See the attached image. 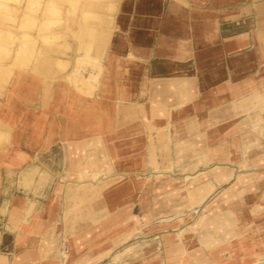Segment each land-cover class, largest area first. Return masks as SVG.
Segmentation results:
<instances>
[{
  "label": "crops",
  "instance_id": "1",
  "mask_svg": "<svg viewBox=\"0 0 264 264\" xmlns=\"http://www.w3.org/2000/svg\"><path fill=\"white\" fill-rule=\"evenodd\" d=\"M141 2H154L159 8L154 14H137L138 24L132 26L131 17L134 20L135 15L130 16L127 8L131 3L133 7L142 5ZM118 9L110 51L117 36L122 37L117 56L144 40L130 42L126 35L131 30L143 37L151 34L153 49L164 54L163 63L154 60V76L158 77L155 81L185 84L184 94L170 92L184 101L176 98L160 103L163 115L154 119L153 129H185L188 131L185 145L192 146L194 118L208 127L210 113L228 101L232 116H220L216 122L231 119L236 123L247 111L252 114L259 107L263 111L253 92L244 107L234 106L233 99L226 97L217 105L196 108L195 95L198 100L204 98L206 88L201 87L195 94L193 83L208 81L205 69L210 64L209 53L216 49L222 51L218 63L226 69L225 80L264 83V0H119ZM147 21L150 25L153 23L149 29L145 25ZM211 34L217 35L216 40L210 38ZM238 36L242 37L241 44L231 47L229 39ZM150 43L142 49H149ZM196 50L200 52L195 54ZM118 60L123 67L121 82L129 79L127 75L138 80L139 67L146 61L123 56ZM158 64L174 66L175 75L168 78L165 70L159 73ZM242 67L247 70L241 73ZM116 77L107 82L118 81ZM42 81H45V109H27L25 115L35 114L28 120L22 117L18 104L11 102L20 98L14 85L20 82L32 86ZM10 84L0 103V122L10 134L0 152L3 172L0 264H99L103 259H107L105 264H116L115 256L122 261L128 258L129 249L123 245L133 232L130 226L145 225L144 220L140 222L134 216L145 215L151 209L145 202V164H158V146L153 143L154 136H146L145 130L138 128L137 132H131L128 128L134 119H117L115 108L125 110V114L135 112L137 122L143 126L144 106L116 107L111 103L104 108L105 116H99L98 92L90 95L81 92L68 81L66 74L56 70L45 79L18 71ZM138 93L133 96H140ZM163 135L160 132L157 139L162 140ZM115 164H120L123 171H116ZM115 176L116 182H99ZM191 195L189 192L180 209L192 205V200L188 201ZM155 204L158 202L153 209H160ZM153 215V219L161 217V214Z\"/></svg>",
  "mask_w": 264,
  "mask_h": 264
},
{
  "label": "rangeland",
  "instance_id": "2",
  "mask_svg": "<svg viewBox=\"0 0 264 264\" xmlns=\"http://www.w3.org/2000/svg\"><path fill=\"white\" fill-rule=\"evenodd\" d=\"M118 3L119 0H0V103L5 99L16 72L25 71L45 79L56 70L66 74L68 81L81 92L88 95L98 92L96 107L99 116H105L104 108L111 103L116 107L144 106L147 122L143 126L137 122L135 112L125 114V110L115 108L117 119H134L128 128L131 132H137L138 128L145 130L146 136H154L153 143L158 146V166L154 162L145 164V202L151 209L146 210L145 215L134 216L140 218V222L144 220L145 225L130 226L133 232L123 245L129 249L130 256L123 261L115 256L116 264H157L158 261L162 264L264 263V90L262 97H257L253 88L225 80L226 69L218 63L222 51L216 49L209 53L210 64L205 69L208 81L193 83L195 94L201 87L206 88L204 98L198 100L195 95L194 107L217 105L226 97L233 99L234 106L244 107L253 92L263 111L260 107L252 114L247 111L238 117L236 123L231 119L216 122L220 116H232L228 101L210 113V119L215 122L210 120L208 127L194 118L192 146L185 145L188 132L185 129L156 131L151 124L163 115V100H176L174 93L184 94L185 84L155 81L158 77L154 76V60L163 63L164 54L153 49L151 34L143 37V34L131 30L126 35L130 42L140 38L144 40L124 55L117 56L122 46V37L117 36L110 51ZM158 8L154 2H143L135 7L131 3L127 8L130 16L135 15L134 20L131 17V25L138 24L137 14H154ZM139 10L142 13H138ZM146 18L148 16L141 21ZM148 21L145 22L149 25L147 29L153 24H148ZM210 38L216 40L217 35L211 34ZM229 41V45L235 47L241 44L242 37ZM149 43L152 48L142 49ZM121 56L133 61H146L139 67L138 80L136 76L127 75L125 77L130 80L121 82L123 67L118 60ZM107 63L111 65L107 66ZM242 69L244 72L247 70L245 67ZM157 70L159 73L165 70L168 78L175 75L174 66L158 64ZM113 77L118 81L107 82ZM222 81L231 85L230 96L223 97L220 89L213 90V86ZM14 89L20 98L11 102L18 104L22 117L29 120L35 116L31 112L25 115L27 109H45V81L32 86L15 83ZM138 92L140 96H133ZM177 99L184 101L181 97ZM197 100L202 103L198 104ZM160 132L166 134L162 140L157 139ZM9 135L0 122V152ZM115 165L116 171H123L120 164ZM100 181L116 182L118 178L107 177ZM2 183L0 162V189ZM189 192L192 195L188 201L192 200V205L182 210L180 208L185 205ZM156 202L160 209H153ZM159 213L161 217L153 219V214L159 216ZM237 247L238 251L235 250ZM229 248L231 257H228ZM223 258L227 260L219 263ZM106 260L99 264H105Z\"/></svg>",
  "mask_w": 264,
  "mask_h": 264
},
{
  "label": "bare ground",
  "instance_id": "3",
  "mask_svg": "<svg viewBox=\"0 0 264 264\" xmlns=\"http://www.w3.org/2000/svg\"><path fill=\"white\" fill-rule=\"evenodd\" d=\"M243 53L244 52H242L240 54L244 55ZM240 72L242 73V72H244V70L241 68ZM241 84H244L247 87L253 88V90L255 91L256 96L257 97H260V96L262 97L261 92L264 90V88H262V86H264L263 82H261V81H242V82H240V85ZM218 89H220L223 92V95H224L223 97L231 95V85L227 81H222V82H220V83H218V84L213 86V90H218ZM262 101H263V104H264V98H262ZM229 250H230V248H229ZM235 250L238 251L239 247H237ZM229 254L230 255L228 257H231V250H230ZM226 260H227V258H225V259L223 258L222 260L219 261V263H222L223 261H226ZM259 264H264V263H259Z\"/></svg>",
  "mask_w": 264,
  "mask_h": 264
}]
</instances>
